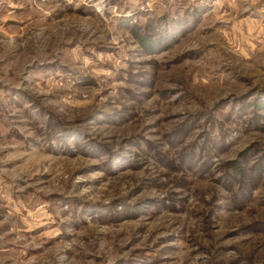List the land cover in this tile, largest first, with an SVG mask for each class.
<instances>
[{
  "label": "rangeland",
  "instance_id": "374dc122",
  "mask_svg": "<svg viewBox=\"0 0 264 264\" xmlns=\"http://www.w3.org/2000/svg\"><path fill=\"white\" fill-rule=\"evenodd\" d=\"M0 264H264V0H0Z\"/></svg>",
  "mask_w": 264,
  "mask_h": 264
},
{
  "label": "trees",
  "instance_id": "16d2710c",
  "mask_svg": "<svg viewBox=\"0 0 264 264\" xmlns=\"http://www.w3.org/2000/svg\"><path fill=\"white\" fill-rule=\"evenodd\" d=\"M146 42H149V40L148 39L144 40V43H146Z\"/></svg>",
  "mask_w": 264,
  "mask_h": 264
}]
</instances>
